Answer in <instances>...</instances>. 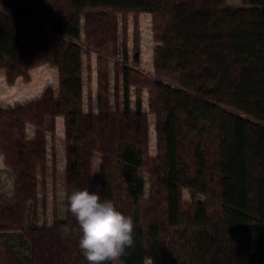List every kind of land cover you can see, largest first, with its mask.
I'll use <instances>...</instances> for the list:
<instances>
[{"label":"trees","instance_id":"trees-1","mask_svg":"<svg viewBox=\"0 0 264 264\" xmlns=\"http://www.w3.org/2000/svg\"><path fill=\"white\" fill-rule=\"evenodd\" d=\"M244 2L229 8L227 0H0V68L8 81L28 79L44 63L59 75L58 94L47 86L39 98L0 107V153L15 175L13 196L0 191V264H88L67 201L64 217L55 207L51 225L39 222L57 116L64 118L65 192L97 190L99 155L101 201L134 220V245L120 264H264V0ZM141 13L151 14L161 43L153 76L141 70ZM131 15L132 47L125 26ZM84 48L97 53V112L84 109L85 72L88 83L92 73ZM109 55L119 59L115 107ZM149 113L156 119L155 156ZM11 232L28 244L27 258L4 240Z\"/></svg>","mask_w":264,"mask_h":264},{"label":"rangeland","instance_id":"rangeland-1","mask_svg":"<svg viewBox=\"0 0 264 264\" xmlns=\"http://www.w3.org/2000/svg\"><path fill=\"white\" fill-rule=\"evenodd\" d=\"M227 5L229 8H240V7L246 6L244 0H227ZM81 13H84V11H81ZM147 25L150 27L148 30L150 34L149 44H151L152 39L154 41L153 31L151 33V29H152V19L151 18H150L149 24ZM121 26H124L122 22H121ZM125 26H127L128 40L130 41L129 46L132 47V44H133L132 15L130 16L129 22ZM140 26H141V22H140ZM151 34H152V38H151ZM141 38H142V34H141ZM144 51H145L144 56L147 57L146 48ZM86 52H87V49L84 48L83 62L85 64V67H87L89 64H91V67L93 65L90 83H88L89 80L87 79L88 73L85 72V83L86 84H85V96H84V109L85 111H88L90 108L95 109V110L98 109L97 53L95 51L94 52L91 51L90 56H88ZM108 61H109V72H110V99H111L112 106L115 107L116 105V102H115V71H116L115 64L116 62H119V59L117 57L109 55ZM46 64H49V63H46ZM40 70L41 68L37 71L38 74H43V72H40ZM58 78H59V75L56 69V94H58V90H59ZM121 78H122V75L120 77V95H121L120 96L121 98L120 106L123 108L122 90L124 87H123V79ZM131 94H132V100H133L135 98L134 88H132ZM148 103H149L148 93H147V90H145L143 93V106H144V109L147 111H149ZM57 117H56V133L54 135H51L50 133H48L49 172L46 177V185L40 189L41 210H40L39 222L40 224H46V225L52 224L53 210L55 207H57L59 217L62 218L66 214V200L62 202L59 198L60 193L65 192V177L62 171H60L59 169L60 167L59 166L60 165L59 154L63 147H64L63 149H65L64 118L62 116H57ZM50 121H51L50 118H48L46 121V128L48 130L50 128ZM155 122H156V119H155L154 114L149 113V125H150L149 153L151 156H155L158 153L157 152V135L155 132ZM54 162L56 165L55 175H53V170H52V166ZM14 181H15L14 173L8 167L3 165L2 161L0 160V191L9 197L13 196ZM95 187H96V184H95ZM150 190H151V187H150L149 179L147 175L146 196L150 194ZM183 198L186 202H190L192 200L189 190L183 189ZM198 198L200 200L204 199L203 196H200ZM3 238L9 245L17 249V251L21 253L24 257L26 258L28 257V254H29L28 244L25 242V240L19 233L11 232L7 234H3ZM147 263L151 264V261L148 260Z\"/></svg>","mask_w":264,"mask_h":264},{"label":"clouds","instance_id":"clouds-1","mask_svg":"<svg viewBox=\"0 0 264 264\" xmlns=\"http://www.w3.org/2000/svg\"><path fill=\"white\" fill-rule=\"evenodd\" d=\"M60 200L67 201L68 211L78 223L79 249L88 264H119L126 249L134 245V220L124 214L112 201H101L99 189L73 190L60 193ZM68 235V226H62Z\"/></svg>","mask_w":264,"mask_h":264},{"label":"crops","instance_id":"crops-1","mask_svg":"<svg viewBox=\"0 0 264 264\" xmlns=\"http://www.w3.org/2000/svg\"><path fill=\"white\" fill-rule=\"evenodd\" d=\"M151 18L150 13H141L139 15V19L141 22V34H142V63L141 70L149 75H154V49L161 45V43L156 42L155 40L149 44V24ZM145 22V24H144ZM147 28V29H146ZM152 33V29H151ZM152 38V34H151ZM130 45V41H129ZM146 48V55L144 56V50ZM94 52V51H92ZM93 67V65H92ZM41 68L40 72L43 74H38V70ZM56 69L58 72V68L51 64H41L40 66L32 67L29 70V79H24L23 76H18L13 82H9L7 78L6 69L0 68V107H10L19 103L26 102L28 100L39 98L43 94L45 88L47 86H51L54 89L56 94ZM51 71V72H50ZM39 72V73H40ZM98 110V109H97ZM97 110L93 109L94 112ZM58 118V117H57ZM26 133L29 138H33L34 136V127L32 125H27ZM64 148V147H63ZM60 151L59 154V163H60V171L64 174L65 177V166H66V144L65 149ZM0 160L3 165L6 166L4 162V156L0 153ZM99 164L100 157L96 155L94 158L93 164V177H92V185L94 188L98 189L100 187V178H99ZM7 167V166H6ZM96 184V187H95Z\"/></svg>","mask_w":264,"mask_h":264}]
</instances>
